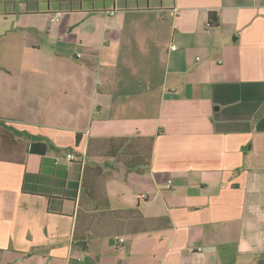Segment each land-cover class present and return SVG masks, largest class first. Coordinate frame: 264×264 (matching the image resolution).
<instances>
[{"label": "crops", "instance_id": "obj_1", "mask_svg": "<svg viewBox=\"0 0 264 264\" xmlns=\"http://www.w3.org/2000/svg\"><path fill=\"white\" fill-rule=\"evenodd\" d=\"M0 264H264V0H0Z\"/></svg>", "mask_w": 264, "mask_h": 264}, {"label": "trees", "instance_id": "obj_2", "mask_svg": "<svg viewBox=\"0 0 264 264\" xmlns=\"http://www.w3.org/2000/svg\"><path fill=\"white\" fill-rule=\"evenodd\" d=\"M106 1L114 2L113 0H106ZM110 12H112V11H110ZM209 24H210V26H213V27H217L219 25V17L217 16L216 13L211 12L209 14ZM131 162L135 163L136 161H131ZM143 163H145L144 160H143ZM143 165L146 166V164H143Z\"/></svg>", "mask_w": 264, "mask_h": 264}, {"label": "built area", "instance_id": "obj_3", "mask_svg": "<svg viewBox=\"0 0 264 264\" xmlns=\"http://www.w3.org/2000/svg\"><path fill=\"white\" fill-rule=\"evenodd\" d=\"M113 1H116V0H113ZM113 12H114V11H113ZM172 49H173V50H176V47L173 46ZM67 159H68L69 161H72V160L75 159V157H74L72 154H69V155H67ZM121 241L123 242L124 240H121Z\"/></svg>", "mask_w": 264, "mask_h": 264}]
</instances>
